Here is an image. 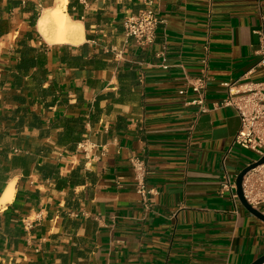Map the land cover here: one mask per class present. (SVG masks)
I'll return each mask as SVG.
<instances>
[{
	"label": "crops",
	"instance_id": "0c3cea01",
	"mask_svg": "<svg viewBox=\"0 0 264 264\" xmlns=\"http://www.w3.org/2000/svg\"><path fill=\"white\" fill-rule=\"evenodd\" d=\"M54 0H0V264H251L264 223L221 194L250 163L225 83L264 80V0H67L77 44L36 30ZM206 61V64L203 61ZM205 80L203 105L189 83ZM84 145L89 153L78 150ZM146 166L145 200L130 159ZM264 215V204L258 207Z\"/></svg>",
	"mask_w": 264,
	"mask_h": 264
},
{
	"label": "built area",
	"instance_id": "2783aa9c",
	"mask_svg": "<svg viewBox=\"0 0 264 264\" xmlns=\"http://www.w3.org/2000/svg\"><path fill=\"white\" fill-rule=\"evenodd\" d=\"M155 2L156 0H143V9L126 15L122 21L125 37L133 39L140 46H149L154 42L156 28L160 23ZM256 34L264 42V34L262 32ZM261 54L263 58L259 65L264 64V51ZM203 63L206 64V61L204 60ZM223 86L227 88V96L222 105L232 108L239 120V129L232 139L228 152L238 147L256 154L257 159L248 163L247 167L264 157V80L248 83L241 91H235L232 83H225ZM189 87L198 96L194 103L202 106L205 80L195 79L189 83ZM83 149L86 156L89 152L85 150L84 145L79 144L78 150ZM129 162L136 193L145 200L148 194H153V190L146 189V166L139 157H133ZM241 187L245 201L258 210V207L264 204V164L247 172L242 178ZM220 191L221 194L229 195L232 201L237 200L235 183L227 175L222 178Z\"/></svg>",
	"mask_w": 264,
	"mask_h": 264
},
{
	"label": "bare ground",
	"instance_id": "6f19581e",
	"mask_svg": "<svg viewBox=\"0 0 264 264\" xmlns=\"http://www.w3.org/2000/svg\"><path fill=\"white\" fill-rule=\"evenodd\" d=\"M53 7L43 10L36 21V30L50 45L77 44L82 40L80 23L72 21L66 13L67 0H54ZM12 184L0 199L3 208L12 198Z\"/></svg>",
	"mask_w": 264,
	"mask_h": 264
},
{
	"label": "water",
	"instance_id": "95a60500",
	"mask_svg": "<svg viewBox=\"0 0 264 264\" xmlns=\"http://www.w3.org/2000/svg\"><path fill=\"white\" fill-rule=\"evenodd\" d=\"M264 164V157L260 158L258 161H256L255 163H251L249 166L245 167L244 169H242L239 174L237 175L234 183H235V193L237 196V199L240 203V205L248 212L250 213L252 216H254L256 219L260 220L261 222L264 223V215L261 214L258 210L252 208L243 198V194H242V187H241V182H242V178L243 176L249 172L250 170L261 166ZM264 263V255H262L261 257H259L258 259H256L253 263L251 264H263Z\"/></svg>",
	"mask_w": 264,
	"mask_h": 264
},
{
	"label": "rangeland",
	"instance_id": "374dc122",
	"mask_svg": "<svg viewBox=\"0 0 264 264\" xmlns=\"http://www.w3.org/2000/svg\"><path fill=\"white\" fill-rule=\"evenodd\" d=\"M235 148H238V147H234V149ZM239 149V148H238ZM241 150V149H240ZM244 154H245V156H247L249 159H251V160H256L257 159V155L256 154H254L253 152H250V151H245V150H241Z\"/></svg>",
	"mask_w": 264,
	"mask_h": 264
}]
</instances>
